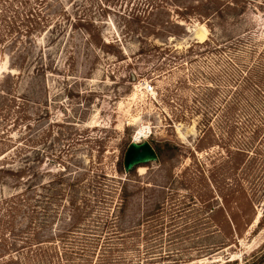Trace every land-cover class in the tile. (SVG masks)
<instances>
[{
    "label": "rangeland",
    "instance_id": "1",
    "mask_svg": "<svg viewBox=\"0 0 264 264\" xmlns=\"http://www.w3.org/2000/svg\"><path fill=\"white\" fill-rule=\"evenodd\" d=\"M263 250L264 0H0V264Z\"/></svg>",
    "mask_w": 264,
    "mask_h": 264
},
{
    "label": "water",
    "instance_id": "2",
    "mask_svg": "<svg viewBox=\"0 0 264 264\" xmlns=\"http://www.w3.org/2000/svg\"><path fill=\"white\" fill-rule=\"evenodd\" d=\"M157 159V152L149 141H131L123 155L124 172H128L141 164L156 161Z\"/></svg>",
    "mask_w": 264,
    "mask_h": 264
},
{
    "label": "trees",
    "instance_id": "3",
    "mask_svg": "<svg viewBox=\"0 0 264 264\" xmlns=\"http://www.w3.org/2000/svg\"><path fill=\"white\" fill-rule=\"evenodd\" d=\"M129 144H130V142L127 143L126 147H127ZM124 152H125V149H122V154H124ZM175 153H176V148H174V147H173L171 144H169V143L165 144L164 147H160V148L158 149V156H160V157H162V156H164V155L172 156V155H174ZM59 159H60V160L62 159V157L60 156V154L57 155V156H55V158H53L52 160L55 161V160H59ZM136 167H137V166H136ZM23 168H24V167H19L18 170H17V172H18V171H19V172H20V171L22 172ZM134 168H135V167H134ZM116 170H117V172H119V173H122V174L125 173V172H124V168H123V164H121V162H117V163H116ZM58 177H59V179H63V174H62V173H59V174L55 175V178H58ZM50 182H52V181H49V182H48L49 185H50ZM123 199H124V198H123ZM122 202H123V201H122ZM263 258H264V250H263L260 254L256 255L253 259L244 262V264H259V263L263 260Z\"/></svg>",
    "mask_w": 264,
    "mask_h": 264
},
{
    "label": "built area",
    "instance_id": "4",
    "mask_svg": "<svg viewBox=\"0 0 264 264\" xmlns=\"http://www.w3.org/2000/svg\"><path fill=\"white\" fill-rule=\"evenodd\" d=\"M144 89H145L147 92H152V91H153V85L150 84V83H146L145 86H144Z\"/></svg>",
    "mask_w": 264,
    "mask_h": 264
},
{
    "label": "bare ground",
    "instance_id": "5",
    "mask_svg": "<svg viewBox=\"0 0 264 264\" xmlns=\"http://www.w3.org/2000/svg\"><path fill=\"white\" fill-rule=\"evenodd\" d=\"M139 133H140V136H139L140 138L143 137V136H145L144 135V133H145L144 131L141 130Z\"/></svg>",
    "mask_w": 264,
    "mask_h": 264
}]
</instances>
